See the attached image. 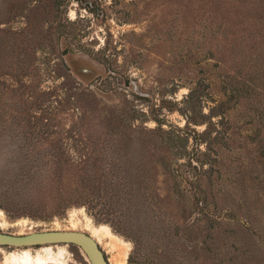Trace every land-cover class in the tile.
I'll list each match as a JSON object with an SVG mask.
<instances>
[{"label": "rangeland", "instance_id": "obj_1", "mask_svg": "<svg viewBox=\"0 0 264 264\" xmlns=\"http://www.w3.org/2000/svg\"><path fill=\"white\" fill-rule=\"evenodd\" d=\"M0 214L110 264H264V0H0ZM56 246L90 264H0Z\"/></svg>", "mask_w": 264, "mask_h": 264}, {"label": "water", "instance_id": "obj_2", "mask_svg": "<svg viewBox=\"0 0 264 264\" xmlns=\"http://www.w3.org/2000/svg\"><path fill=\"white\" fill-rule=\"evenodd\" d=\"M75 245L86 255L90 264H110L99 243L90 235L78 231H46L26 235L0 232V246L33 248L44 245Z\"/></svg>", "mask_w": 264, "mask_h": 264}, {"label": "bare ground", "instance_id": "obj_3", "mask_svg": "<svg viewBox=\"0 0 264 264\" xmlns=\"http://www.w3.org/2000/svg\"><path fill=\"white\" fill-rule=\"evenodd\" d=\"M62 248L63 247H57V246L49 247V248H45V250L43 251V255L39 254L37 257H33L30 253H27L19 257L6 258V262L8 264H48V263L53 264V262H57L59 259H61L64 256L65 251ZM56 249L58 251H56Z\"/></svg>", "mask_w": 264, "mask_h": 264}]
</instances>
